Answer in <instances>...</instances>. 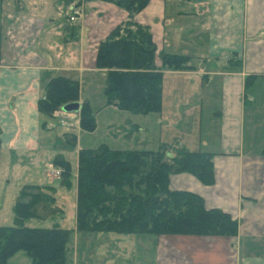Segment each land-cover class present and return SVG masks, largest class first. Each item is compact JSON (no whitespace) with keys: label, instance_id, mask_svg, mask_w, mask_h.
Listing matches in <instances>:
<instances>
[{"label":"crops","instance_id":"obj_1","mask_svg":"<svg viewBox=\"0 0 264 264\" xmlns=\"http://www.w3.org/2000/svg\"><path fill=\"white\" fill-rule=\"evenodd\" d=\"M57 1H36L28 13L19 0L10 10L7 1L0 0V184L9 182L2 156L54 153L55 135L41 126L49 119L37 108L49 79L76 80L80 92L83 79L100 71L95 68L99 42L127 18L125 10L103 0H65L66 19L59 23L49 14H38L45 8L53 11ZM74 5L82 13L71 23ZM135 20L150 28L156 66H161L162 52L187 55L193 65L191 70L164 71L161 110L144 115L155 128L136 125L156 141V148L146 150L179 140L191 151L213 153L212 185L186 173L171 175L170 185L201 195L207 208H219L239 220L233 238L159 235L153 263L264 264V141L261 138L259 148L252 150L245 134L246 107L254 101L250 90L258 80L264 81V0H150ZM73 73L79 79L72 78ZM249 75L254 78L246 86ZM214 82L221 108L220 152L211 150L210 140L201 135V109L215 96ZM87 101L79 93V107ZM8 157L13 166L15 161Z\"/></svg>","mask_w":264,"mask_h":264},{"label":"trees","instance_id":"obj_2","mask_svg":"<svg viewBox=\"0 0 264 264\" xmlns=\"http://www.w3.org/2000/svg\"><path fill=\"white\" fill-rule=\"evenodd\" d=\"M103 1L112 2L128 13L96 49L95 67L106 74V102L134 114L159 113L164 71L191 70L190 58L184 54L162 52L161 66H156L152 33L148 26L134 18L150 0ZM253 78L247 77L246 86ZM78 98V81L55 76L47 82L37 108L41 114L53 117L64 104L76 102ZM79 126L86 131L96 127L87 102L80 107ZM76 140L77 135L71 133L69 146L75 147ZM261 153L264 156V144ZM213 156L211 152L191 151L179 140L162 144L156 150L112 149L105 143L79 149L76 230L236 236L237 219L219 208H207L201 195L170 185V176L177 173L190 174L202 184L212 185L215 181ZM53 164L62 170L61 185L68 187L72 176L71 162L63 153H57ZM54 191L51 185L24 184L20 187L13 207V224L0 225V264H7L8 259L20 250L30 256L33 264H64L70 230L55 225H27L32 218L50 219L56 214Z\"/></svg>","mask_w":264,"mask_h":264},{"label":"rangeland","instance_id":"obj_3","mask_svg":"<svg viewBox=\"0 0 264 264\" xmlns=\"http://www.w3.org/2000/svg\"><path fill=\"white\" fill-rule=\"evenodd\" d=\"M6 1V8L10 10L16 7L18 0ZM19 1L26 8L25 11L29 13L31 12L30 7L36 6V1L39 0ZM77 5H74L70 9L68 20L71 23L82 13ZM77 10L78 13L76 14ZM38 14H42L44 17L47 14H49V17L51 15L55 23L63 22L66 19L65 0H58L53 11L49 10L47 12L45 8L44 12ZM73 16L74 19L71 18ZM220 60L222 63H225L226 57H222ZM98 70L100 71L91 75L88 74L83 79L82 90L79 92L83 101L88 100L87 102L94 115L96 127L93 131L81 129L79 126V113L75 112L64 113L59 110L53 117L44 115L43 117L49 119V121L43 122L45 123L44 127L42 126L43 123L41 124L45 130H51L49 133H54L53 135H55L53 142V146L55 147V150L53 149L54 153H63L71 162V184L68 187L61 185L62 170L53 164L55 154L51 150L7 154L15 161L13 166L9 165L10 157L7 155L2 156L4 169L9 171V182L6 183L4 182L5 180H2L0 184V201L2 202L0 225L13 224V207L19 188L22 185H51L55 188L53 195L56 198L55 207L58 211L50 219L32 218L27 221V225L31 227H52L55 225L70 230L65 244L64 264H154L153 262H155L156 257V251L154 250L156 248L155 237L159 235L149 233L117 234L104 231H77L75 228L78 150L81 148H95L101 142H105L112 149L144 150L147 148L154 149L157 146L154 144L156 141L152 140L154 139L153 136L150 141L146 138V135L139 132L136 128L138 124L141 127L151 126V128H155L148 116L120 110L113 105L107 104L104 93L106 74L104 70ZM72 76H74L72 78L79 79V75L76 73H73ZM254 84L250 90L254 101L246 107L248 115L246 117L245 131L246 143L248 138V143H250L248 145L252 150L259 148L261 138L263 139L262 142L264 141V81L258 80ZM216 85L217 82H214V95L217 92ZM216 96H214L211 103H206L205 101L201 109V135L203 140H210L213 145V147H210L211 150L220 152L222 141L219 135L217 113L221 108L218 107L220 104L215 98ZM103 105H108V107L101 110ZM151 114L155 115V113ZM71 133L77 135L75 147L73 148L69 146ZM10 166L11 168L9 169ZM7 264H33V262L24 250H20L8 259Z\"/></svg>","mask_w":264,"mask_h":264},{"label":"water","instance_id":"obj_4","mask_svg":"<svg viewBox=\"0 0 264 264\" xmlns=\"http://www.w3.org/2000/svg\"><path fill=\"white\" fill-rule=\"evenodd\" d=\"M79 104L78 102H70V103H66L64 104L60 110L62 112H66V113H71V112H78L79 111Z\"/></svg>","mask_w":264,"mask_h":264},{"label":"built area","instance_id":"obj_5","mask_svg":"<svg viewBox=\"0 0 264 264\" xmlns=\"http://www.w3.org/2000/svg\"><path fill=\"white\" fill-rule=\"evenodd\" d=\"M74 13H75V12H74ZM77 13H78V10L76 11V14H77ZM71 18H72V19H74V16H73V17H71ZM72 19H71V20H72ZM57 172H58V171H57Z\"/></svg>","mask_w":264,"mask_h":264}]
</instances>
